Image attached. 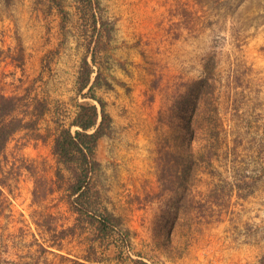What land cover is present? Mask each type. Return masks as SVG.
<instances>
[{"label":"rangeland","instance_id":"obj_1","mask_svg":"<svg viewBox=\"0 0 264 264\" xmlns=\"http://www.w3.org/2000/svg\"><path fill=\"white\" fill-rule=\"evenodd\" d=\"M90 1L111 27L88 50L87 0H0V97L50 109L0 155V264H264V0ZM84 58L112 118L91 183L120 222L100 240L53 154L90 101Z\"/></svg>","mask_w":264,"mask_h":264},{"label":"trees","instance_id":"obj_2","mask_svg":"<svg viewBox=\"0 0 264 264\" xmlns=\"http://www.w3.org/2000/svg\"><path fill=\"white\" fill-rule=\"evenodd\" d=\"M5 1L10 2V0ZM87 1L89 6L86 4L82 7L81 16L92 27L90 44L88 45V50H90L92 44L96 42L100 44L103 33L109 34L111 26L110 23L102 19L100 13L92 10V2L90 0ZM59 8V12L63 16L62 26L64 27L68 13L62 7ZM99 23L101 24V28L98 30L97 26ZM95 34L98 35L97 39L94 37ZM93 73L92 67L89 65L87 59L84 58L77 80V90L79 94L87 90L82 95V98L84 100L90 99V101H84L79 104L78 113L71 123V127L62 129L55 137L53 154L56 156L58 163L63 165L71 175V179L67 180L71 209L78 215V220H88L95 227V240H100L111 236V232L115 231L120 221L106 210L101 211L98 208L94 199V197L98 198V193L94 190L91 183L93 175L100 169V161L97 156L99 142L105 136L110 135L112 125V118L106 112V103L102 99L97 98L94 93V89L102 84V75L98 73L92 82ZM24 101V97L5 95H1L0 97V155L5 152L9 141L17 133L25 130L35 133L39 123L50 110L47 101L35 100L32 104L24 105L26 109L23 111L22 114L24 115L22 117L14 116L19 105ZM216 112V109H214L212 112L213 116H216ZM212 122L210 120L206 127L212 138L215 139L212 142L213 144L211 143V147L214 149L218 145L219 140L216 125L212 124ZM73 127L76 128L75 131H72ZM39 136L43 138L41 135ZM212 154L215 155L214 153ZM212 154L206 159L209 166L211 165ZM57 176L58 178H62V181L65 180L61 171L57 173ZM52 192L54 191L51 190L50 193ZM33 195L34 198L37 197V187ZM75 233V226L64 229L60 234V239L64 240Z\"/></svg>","mask_w":264,"mask_h":264}]
</instances>
